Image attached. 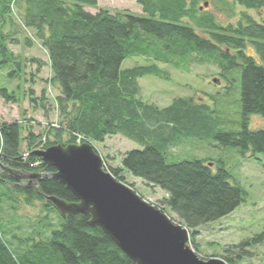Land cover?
<instances>
[{
    "label": "trees",
    "instance_id": "1",
    "mask_svg": "<svg viewBox=\"0 0 264 264\" xmlns=\"http://www.w3.org/2000/svg\"><path fill=\"white\" fill-rule=\"evenodd\" d=\"M11 1L0 0L1 18L10 12ZM136 1L142 6L143 15L128 11L114 14L107 9L94 14L86 10L87 6L97 7L98 0H73L70 6L63 0H26L24 21L37 30L48 50L52 79L61 91L57 97L60 115L68 132H72L68 144H77L78 136L81 143L94 144L117 134L139 142L143 148L127 151L121 168H111L110 172L124 181L122 171H128L146 185L168 193L163 205L196 235L200 226L235 211L244 202L246 191L232 183L224 163L213 169L210 159L168 161L170 146L209 132L204 129L210 127L213 111L210 105L197 103L193 97L176 98L163 108L147 103L138 97V80L146 75L169 77L156 62L177 69L192 62L213 64L223 76L241 67L242 131L215 133L214 138L244 156L264 154V128H249L252 115L264 117V0ZM205 2L230 18L238 16L237 22L223 24L209 6L200 9ZM248 10L258 11L261 20ZM6 41L7 37L0 33V53L6 56L4 62H10ZM249 47L254 54L247 53ZM133 55L154 62L123 69L124 61ZM15 64L21 69L20 62ZM0 97L6 101L15 99L8 89L1 90ZM21 129L20 121L0 122L1 160L24 172H56L49 164L37 163L32 131L25 138L29 155L24 157ZM58 131L60 136L61 130ZM54 144L48 142L44 148ZM0 183V197L13 205L41 201L45 207L54 208L46 199L48 196L69 203L78 201L54 177L39 180L37 189L19 184L3 172ZM11 194H18L21 199ZM90 220V214L78 213L62 218L54 226L45 216L12 234L0 226V264H136ZM5 235H11L16 246ZM263 242L264 226L262 232L234 245L241 249L237 258L247 247ZM221 257L229 264H235L237 259Z\"/></svg>",
    "mask_w": 264,
    "mask_h": 264
},
{
    "label": "rangeland",
    "instance_id": "2",
    "mask_svg": "<svg viewBox=\"0 0 264 264\" xmlns=\"http://www.w3.org/2000/svg\"><path fill=\"white\" fill-rule=\"evenodd\" d=\"M63 1L66 6L72 5L73 2V0ZM209 7L223 24L237 22L238 16L230 18L217 11L215 7L210 5ZM26 8V0H12L10 12L4 18L0 17V33L7 37L6 44L11 51L10 59L12 58V61L4 62L6 56L0 53V91L8 89L9 93H14L15 96L13 101H6L5 98L0 97V122H21V150L25 153L24 157L29 155L25 138L30 131L35 135L34 153L36 150H46L44 145L48 142L67 146L70 139L67 125L58 108L57 97L61 91L59 84L52 79L53 71L48 50L43 45L37 30L26 25L24 21ZM85 8L94 14L100 9H107L114 14L125 11L136 15L144 14L142 6L136 0H98L97 7ZM248 12L257 20H261L258 11L248 10ZM247 53L254 54L253 48H247ZM16 62L21 63V69L17 68ZM153 62L145 56L133 55L124 61L122 68ZM156 63L169 73V77L146 75L139 78L138 97L160 108L171 105L176 98L193 97L197 103L210 105L213 111L210 127L204 129L209 132L189 136L170 146L168 161L210 159L209 161L213 162V169H216L218 163H224L232 175V183L242 186L246 191L245 200L232 213L197 228L196 235H193V230L163 205L168 193L159 187L146 185L142 179L134 177L128 171H122L124 178L122 182L132 187L143 199L164 211L172 220L174 219L175 223L188 228L191 239L194 236V242L188 241L187 244L202 259L222 258L221 256L224 255L237 258L241 249L234 245L254 237L263 230L264 154H258L254 158L250 157L249 153L244 156L235 148L224 146L214 138V134L242 131V68L231 69L223 76L220 69L213 64L202 65L192 62L186 68L177 69L169 64ZM14 70L17 72L12 74ZM214 79L217 81L214 82ZM151 126L155 125L151 124ZM249 128L251 130L264 128V117L252 115ZM58 130H61L60 136ZM93 147L103 159V168L109 172L111 168H121L122 159L127 151L143 148L139 142L122 134L110 135L104 142H94ZM37 157L38 164L46 163L41 156L37 155ZM0 163L9 166L1 160V157ZM0 171L9 174L1 167ZM31 172L43 173L38 170ZM22 181L27 184L29 179L25 178ZM52 204L54 208L50 209L41 201H36L32 205L25 203L13 205L1 199L0 226L5 228L8 234L19 233V227L25 228L31 223H37L45 216L54 226H58L62 218L68 215H62L56 205L53 202ZM5 238L16 246L17 243L11 235H5ZM235 264H264V242L247 247L240 259H236Z\"/></svg>",
    "mask_w": 264,
    "mask_h": 264
},
{
    "label": "water",
    "instance_id": "3",
    "mask_svg": "<svg viewBox=\"0 0 264 264\" xmlns=\"http://www.w3.org/2000/svg\"><path fill=\"white\" fill-rule=\"evenodd\" d=\"M207 6L209 2L200 9ZM35 154L55 167L56 172H24L2 163L0 167L17 180L29 179L28 183L37 188L38 181L45 178L54 177L63 182L78 201L69 203L56 196L48 197L62 215L89 213L90 224L101 227L136 264H228L219 257L201 259L187 244L189 229L175 223L164 211L106 171L93 145L57 144L36 150Z\"/></svg>",
    "mask_w": 264,
    "mask_h": 264
},
{
    "label": "bare ground",
    "instance_id": "4",
    "mask_svg": "<svg viewBox=\"0 0 264 264\" xmlns=\"http://www.w3.org/2000/svg\"><path fill=\"white\" fill-rule=\"evenodd\" d=\"M208 7V6H207ZM72 133V132H71ZM71 133H69V136L71 137L72 135H71ZM22 138V137H21ZM35 140V139H34ZM26 142V141H25ZM210 163H212V165L211 166H213V162H209V165H210ZM35 165H37V163L35 164ZM43 174H47V173H44L43 172ZM51 174H53V173H51ZM0 175H1V171H0ZM13 176V175H12ZM14 177V176H13ZM15 178V177H14ZM16 179V178H15ZM17 180V179H16ZM18 181V183L19 184H22L23 183V181L22 180H17ZM27 185L28 186H30L31 188H37V187H34V186H32V185H30L29 183H27ZM39 188V187H38ZM37 188V189H38ZM16 194V193H15ZM12 195V194H11ZM13 197H15V198H17L19 195L17 194V195H12ZM48 197H50V196H48ZM48 197L46 198V199H48ZM57 197V196H56ZM1 198V197H0ZM59 198V197H58ZM1 199H4V200H6L7 202H11L10 200H8L7 198H1ZM49 200V199H48ZM49 201H51V200H49ZM71 215H74V214H71ZM173 221H174V219H173ZM188 241H191V237H190V233H189V240ZM188 243V242H187ZM201 258V257H200ZM202 259V258H201ZM211 259V258H210ZM204 260V259H203ZM229 264V263H228Z\"/></svg>",
    "mask_w": 264,
    "mask_h": 264
},
{
    "label": "built area",
    "instance_id": "5",
    "mask_svg": "<svg viewBox=\"0 0 264 264\" xmlns=\"http://www.w3.org/2000/svg\"><path fill=\"white\" fill-rule=\"evenodd\" d=\"M80 139H81V136H78V143H81Z\"/></svg>",
    "mask_w": 264,
    "mask_h": 264
}]
</instances>
